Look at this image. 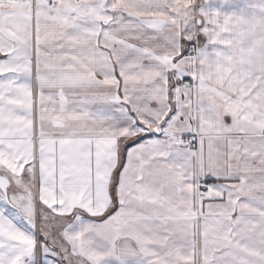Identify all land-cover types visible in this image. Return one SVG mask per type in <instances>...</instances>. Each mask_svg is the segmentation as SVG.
I'll use <instances>...</instances> for the list:
<instances>
[{"label":"snow or ice","instance_id":"6c2138e0","mask_svg":"<svg viewBox=\"0 0 264 264\" xmlns=\"http://www.w3.org/2000/svg\"><path fill=\"white\" fill-rule=\"evenodd\" d=\"M0 264H264V0H0Z\"/></svg>","mask_w":264,"mask_h":264}]
</instances>
